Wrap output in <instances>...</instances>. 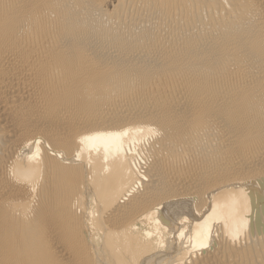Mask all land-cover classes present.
Masks as SVG:
<instances>
[{
  "label": "bare ground",
  "instance_id": "bare-ground-1",
  "mask_svg": "<svg viewBox=\"0 0 264 264\" xmlns=\"http://www.w3.org/2000/svg\"><path fill=\"white\" fill-rule=\"evenodd\" d=\"M0 264H264V0H0Z\"/></svg>",
  "mask_w": 264,
  "mask_h": 264
}]
</instances>
